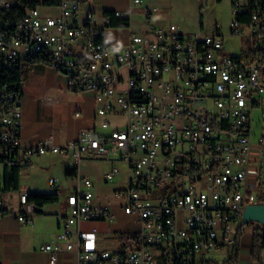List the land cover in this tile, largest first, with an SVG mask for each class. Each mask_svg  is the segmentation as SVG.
<instances>
[{
  "label": "built area",
  "instance_id": "built-area-1",
  "mask_svg": "<svg viewBox=\"0 0 264 264\" xmlns=\"http://www.w3.org/2000/svg\"><path fill=\"white\" fill-rule=\"evenodd\" d=\"M81 2L28 7L15 24L0 18V170L6 162L54 152L79 169L87 160L110 161L105 180L111 182L123 163L126 177L116 195L137 226L121 229L115 250L100 249L98 227L81 224L114 213L95 200L93 179L80 173L63 228L41 245L49 263L66 248L77 251L78 264H235L210 253L234 246L246 206L263 202L264 136L254 142L252 129L253 110L264 103L262 4L231 0L230 35L239 40L234 53L220 29L151 22L156 7H143L146 28L131 30L128 41H98L104 27L94 11L82 12ZM12 5L0 0L2 7ZM39 39L48 48H36ZM31 62L54 67L73 91H94L96 122L61 145L52 135L26 145L22 90L6 76ZM30 191H20L21 221H32L39 209L28 200Z\"/></svg>",
  "mask_w": 264,
  "mask_h": 264
},
{
  "label": "crops",
  "instance_id": "crops-1",
  "mask_svg": "<svg viewBox=\"0 0 264 264\" xmlns=\"http://www.w3.org/2000/svg\"><path fill=\"white\" fill-rule=\"evenodd\" d=\"M9 1L15 4L17 0ZM114 9L125 12L129 25H105V12ZM81 10L83 13L86 10L95 12L99 25L104 27V39L114 44L128 41L131 30L137 29L138 23L134 20L137 13L142 12V6H134L132 0H82ZM21 90L24 111L21 135L26 145H34L50 135L54 137L56 144L61 145L75 138L81 128L92 126L96 122L94 91L71 90L67 77L49 64L33 63L23 80ZM262 156L263 188L264 151ZM100 161L107 165L103 173L105 180V173L112 163ZM94 162L87 160L82 165ZM21 164L20 187L0 192L2 206L7 209L5 213L0 212V264H50L49 253L43 251L41 245L54 239L63 228L67 196L70 189L79 183L80 173L93 179L95 200L108 204L114 213L113 219H93L81 224L84 230L98 227L97 243L100 249L115 250L119 245L118 235L121 229L137 226L133 221L134 217L121 209V199L116 195L117 189L121 188V172L111 181L112 187L104 192L97 188L93 173L83 170L82 165L80 169L76 168L69 158L57 153L34 155ZM69 168L73 170L67 172ZM24 172L25 177H22ZM123 175L124 181L126 173ZM51 177L56 178L55 185L50 184ZM24 188L38 193L57 192L59 200L41 206L32 216V221H21L19 216L23 210L19 199L20 191ZM239 232L236 237L239 242L236 264H259L252 256L253 222L244 224ZM233 248V245L227 248L230 252L227 258L231 256ZM262 258L264 264V250ZM56 264H78L77 251L63 248Z\"/></svg>",
  "mask_w": 264,
  "mask_h": 264
},
{
  "label": "rangeland",
  "instance_id": "rangeland-1",
  "mask_svg": "<svg viewBox=\"0 0 264 264\" xmlns=\"http://www.w3.org/2000/svg\"><path fill=\"white\" fill-rule=\"evenodd\" d=\"M17 2V1H16ZM156 7L157 10L152 13L151 22L156 24H167L171 22L178 23L184 31L220 32L227 37V47L232 52H238L239 40L230 35V25L233 19V7L231 0H142V9L144 6ZM53 7L50 11H57ZM134 20L138 23L137 31H142L146 27L147 19L143 12L137 13ZM202 24V25H201ZM253 141L257 142L261 136H264V103L257 107L252 113ZM100 132L106 130L99 127ZM112 156H116L113 154ZM106 164L103 161H95L92 164H83L82 169H87L95 175L97 188L102 191H108L113 182L103 180V173L106 170ZM122 169L121 181L124 185L123 177L126 166L120 163ZM22 177H25V172ZM229 250L225 248L222 251H212L210 253L216 260L223 262L229 256Z\"/></svg>",
  "mask_w": 264,
  "mask_h": 264
},
{
  "label": "trees",
  "instance_id": "trees-1",
  "mask_svg": "<svg viewBox=\"0 0 264 264\" xmlns=\"http://www.w3.org/2000/svg\"><path fill=\"white\" fill-rule=\"evenodd\" d=\"M264 9V0H259ZM62 2V0H17L15 4L9 7L0 6V18L8 21L11 24H15L19 19H21L25 13L26 8L35 7L37 5H52L57 6ZM105 19L106 26H121L122 23L129 25V18L125 17L123 20L121 17L115 15L114 11H108ZM202 25V24H201ZM104 29V28H103ZM104 35L99 33L98 41H102ZM33 62L28 63L23 67V69H19L14 71L11 74H8L6 77L11 79L14 83V87L17 88V91H21V86L23 80L25 79L28 70L30 69ZM21 163L11 162L4 163L3 169L0 170V192L6 191L9 189H18L20 187V176H21ZM73 169H67V172H71ZM262 200H264V187L262 188ZM28 200L33 202L37 207H41L47 203L56 202L59 200V194L57 192H48V193H38L30 191L28 196ZM7 211L6 208L0 206V212L5 213ZM240 235V232H239ZM264 250V224L259 222H253V249L252 256L255 261L259 264H263V254ZM239 254V242L236 241L233 252L229 258H227L224 262L227 263H235L237 261Z\"/></svg>",
  "mask_w": 264,
  "mask_h": 264
},
{
  "label": "water",
  "instance_id": "water-1",
  "mask_svg": "<svg viewBox=\"0 0 264 264\" xmlns=\"http://www.w3.org/2000/svg\"><path fill=\"white\" fill-rule=\"evenodd\" d=\"M243 222L245 224L250 222H259L264 224V202L247 205L243 214Z\"/></svg>",
  "mask_w": 264,
  "mask_h": 264
},
{
  "label": "bare ground",
  "instance_id": "bare-ground-1",
  "mask_svg": "<svg viewBox=\"0 0 264 264\" xmlns=\"http://www.w3.org/2000/svg\"><path fill=\"white\" fill-rule=\"evenodd\" d=\"M36 48H48L47 39L36 40Z\"/></svg>",
  "mask_w": 264,
  "mask_h": 264
}]
</instances>
